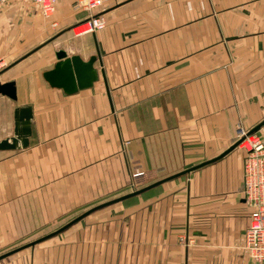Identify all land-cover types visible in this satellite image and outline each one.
Returning a JSON list of instances; mask_svg holds the SVG:
<instances>
[{"label":"crops","instance_id":"0c3cea01","mask_svg":"<svg viewBox=\"0 0 264 264\" xmlns=\"http://www.w3.org/2000/svg\"><path fill=\"white\" fill-rule=\"evenodd\" d=\"M73 2L48 17L30 0L0 7V83L15 87L0 94V140L16 107L33 111L28 147L0 150V248L210 162L0 264H256L242 248L245 151L220 155L264 121V0H102L105 25L87 33ZM59 53L96 55L98 79L52 86Z\"/></svg>","mask_w":264,"mask_h":264},{"label":"built area","instance_id":"2783aa9c","mask_svg":"<svg viewBox=\"0 0 264 264\" xmlns=\"http://www.w3.org/2000/svg\"><path fill=\"white\" fill-rule=\"evenodd\" d=\"M7 0H0V7ZM39 9L42 16H51L55 11L56 0H30ZM102 0H74L76 10L87 13L85 19L77 26H86L81 33L93 32L104 27V20L94 14ZM239 146L245 151L243 158L244 200L250 206L249 222L245 230L242 248L256 264H264V125L253 133L238 132ZM179 242L189 245L186 235H179Z\"/></svg>","mask_w":264,"mask_h":264},{"label":"water","instance_id":"95a60500","mask_svg":"<svg viewBox=\"0 0 264 264\" xmlns=\"http://www.w3.org/2000/svg\"><path fill=\"white\" fill-rule=\"evenodd\" d=\"M59 60L56 62L53 69L46 71L44 73V78L51 84L52 86L61 87L63 90L67 93H73L77 89L87 88L92 85L94 81L98 79V70L94 67V63L97 59L96 55H92L87 61H83L79 56L73 55L70 57H64V53L58 54ZM0 94L6 95L10 98L15 99V87L13 82H7V83H0ZM33 118V111L32 107L30 105L25 106H19L14 109V128L13 133L9 137H5L0 140V150H20L28 147L29 145V137L31 136V121ZM264 124V121L256 125L249 133L257 131L262 125ZM239 140L236 141L229 149H227L224 153L220 155L223 156L228 151L232 150L234 147H236L239 144ZM210 161L203 162L199 165H196L194 167L182 170L178 173H175L173 175L164 177L162 179H159L149 185H146L140 189L131 191L127 194H124L120 197H117L115 199L106 201L104 203H101L95 207H92L77 217L73 218L68 223L64 224L63 226L59 227L58 229L36 239L29 243H26L24 245H21L19 247H16L14 249H11L5 253L0 254V259H3L7 256H10L24 248L34 246L35 244L63 231L73 223L77 222L84 216L88 215L89 213L108 206L110 204L122 201L124 199L130 198L132 196L138 195L154 186H157L159 184H162L165 181L174 179L176 177H179L181 175H184L191 170L202 166Z\"/></svg>","mask_w":264,"mask_h":264},{"label":"rangeland","instance_id":"374dc122","mask_svg":"<svg viewBox=\"0 0 264 264\" xmlns=\"http://www.w3.org/2000/svg\"><path fill=\"white\" fill-rule=\"evenodd\" d=\"M82 30H80L79 32H81ZM79 32H76V33H79ZM80 212V211H79ZM83 212V211H82ZM76 213H78V212H76ZM76 213H74V215L76 214ZM64 224H58V225H56V227H55V229H58L59 227H61V226H63ZM40 236V235H39ZM38 236V237H39ZM34 239H15V240H12V241H10V243H9V245H7V246H4V247H1L0 248V254H2V253H5V252H7V251H9V250H11V249H14V248H16V247H19V246H21V245H24V244H26V243H29V242H31V241H33ZM31 247H33V246H31ZM16 253H18V252H16ZM16 253H14V254H16Z\"/></svg>","mask_w":264,"mask_h":264},{"label":"bare ground","instance_id":"6f19581e","mask_svg":"<svg viewBox=\"0 0 264 264\" xmlns=\"http://www.w3.org/2000/svg\"><path fill=\"white\" fill-rule=\"evenodd\" d=\"M76 28H77V27H76ZM78 28H83V29H82V31H83V30L86 28V26H80V27H78ZM82 31H81V32H82ZM81 32H80V33H81Z\"/></svg>","mask_w":264,"mask_h":264}]
</instances>
